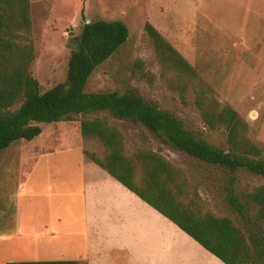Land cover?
<instances>
[{
    "label": "rangeland",
    "instance_id": "374dc122",
    "mask_svg": "<svg viewBox=\"0 0 264 264\" xmlns=\"http://www.w3.org/2000/svg\"><path fill=\"white\" fill-rule=\"evenodd\" d=\"M202 1L205 6L195 7L191 0H30L35 48L32 75L39 82L41 92L63 82L70 51L77 45L85 20H121L129 29L127 41L95 69L85 90L135 91L145 100L181 118L195 135L220 148H227L225 131L210 130L204 125L190 91L186 103H183L176 92L167 89L144 28L149 22L211 85L220 103L231 106L246 122L248 137L263 148L264 155V19L242 26L244 33L240 39L233 33L237 25L229 22L219 25L209 19L206 16L207 0ZM219 4L217 1L213 4V10L219 15L217 20L225 10L223 6L217 7ZM148 71L155 76L152 84L143 75ZM82 118L77 114L72 120L42 124L41 135L33 141L21 140L4 151L0 150V161L15 160L22 153L25 155L23 165L14 169L15 178L7 175L11 168L5 165L0 168V230L3 229V215L10 213L11 204L15 202L16 181L22 179L19 171L23 170L21 202L26 225H34L37 213L39 227L50 224L58 233L51 245L41 239L37 254L23 258L72 260L82 243V200L76 163L81 159L83 149L102 153L99 143L81 135L79 122ZM113 122L124 133L128 152L152 148L183 165L204 195L210 190L215 214H230L222 187L231 179L230 171L181 153L131 122ZM47 151L52 152L44 154ZM28 173L29 177L26 176ZM233 176L234 187L240 193L264 184L263 176L247 172ZM48 184L54 189L49 190ZM27 242L24 241V246ZM2 248L0 261L23 260L12 255L13 242L5 241Z\"/></svg>",
    "mask_w": 264,
    "mask_h": 264
},
{
    "label": "trees",
    "instance_id": "16d2710c",
    "mask_svg": "<svg viewBox=\"0 0 264 264\" xmlns=\"http://www.w3.org/2000/svg\"><path fill=\"white\" fill-rule=\"evenodd\" d=\"M144 28L167 89L176 92L183 103L190 91L204 125L210 130L225 131L227 148L195 135L181 118L135 91L85 90L95 69L127 41L129 29L121 20H85L77 45L70 51L65 80L41 92L31 71L35 48L30 0H0V150L38 137L42 124L81 115V135L102 147L101 154L83 149L88 160L105 169L224 264H264V184L240 193L234 187L233 176L247 172L264 177L263 148L248 137L246 122L231 106L220 103L211 85L166 38L149 22ZM143 75L153 83L155 76L151 72ZM113 120L131 122L181 153L230 171L231 179L222 186L230 214L219 216L209 209L196 212L176 202L175 195L188 184L185 170L152 148L128 152L124 133Z\"/></svg>",
    "mask_w": 264,
    "mask_h": 264
},
{
    "label": "crops",
    "instance_id": "0c3cea01",
    "mask_svg": "<svg viewBox=\"0 0 264 264\" xmlns=\"http://www.w3.org/2000/svg\"><path fill=\"white\" fill-rule=\"evenodd\" d=\"M216 1L220 3L217 7L223 6L225 9L222 12L223 16L221 17L220 14L218 20L216 17L219 15L213 10ZM191 2L195 7L205 6L202 0H191ZM206 6L208 7L206 16L215 23L225 25L229 22L237 25L236 31L232 32L240 39L244 33L242 26L264 19V9L261 8L264 7V0H207ZM48 152L52 151L44 154ZM81 152V159L76 163L78 167L76 174L80 182L79 192L82 200V243L72 260L84 261L86 264H224L105 169L88 160L83 150ZM24 158L25 155L22 153L20 158L15 160H2L0 168H3V165L11 168L7 175L13 179L16 177L15 167L19 164L23 165ZM167 159L181 168L184 167L170 158ZM59 169L61 170L62 166ZM183 169L188 184L185 185L184 191L175 195V201L196 212L200 210L204 213L208 209L212 210L210 190L204 195L200 186L192 182L188 170ZM19 173V177L21 175L23 177L20 181H16L14 207L12 203L10 213L3 215L0 251L3 250L4 242L10 241L15 244L12 255L21 257L23 260L20 261H36L23 257L36 255L41 239L51 245L58 233L50 224L39 227L37 213L34 215V225L32 227L26 225L25 210L21 202L25 174L23 170ZM26 176L29 177V173ZM47 188L54 189L51 184H48ZM25 240L28 242L24 246ZM8 262L18 261L3 259L0 264Z\"/></svg>",
    "mask_w": 264,
    "mask_h": 264
}]
</instances>
